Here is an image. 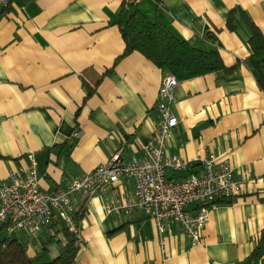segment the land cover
Here are the masks:
<instances>
[{
	"label": "crops",
	"instance_id": "1",
	"mask_svg": "<svg viewBox=\"0 0 264 264\" xmlns=\"http://www.w3.org/2000/svg\"><path fill=\"white\" fill-rule=\"evenodd\" d=\"M125 2L11 0L0 11V185L12 173L25 176L35 160L41 190L55 193L119 149L126 158L141 155L165 74L140 53L123 56L121 28L131 12ZM135 7L192 46L219 50L228 67L237 65L231 74L181 81L179 125L166 153L197 164L169 170L170 178L201 173L214 155L234 168L242 190L211 207L195 246L176 223L162 244L144 213L118 216L105 209L108 195L76 196L75 207L85 211L76 264H250L258 246L256 264H264V92L247 61L251 30L240 12L264 34V0H143ZM233 9L240 11L230 29ZM120 187L133 192V180ZM47 230L18 236L33 240ZM29 254L36 255L32 246Z\"/></svg>",
	"mask_w": 264,
	"mask_h": 264
},
{
	"label": "built area",
	"instance_id": "2",
	"mask_svg": "<svg viewBox=\"0 0 264 264\" xmlns=\"http://www.w3.org/2000/svg\"><path fill=\"white\" fill-rule=\"evenodd\" d=\"M141 1L126 0V4L131 6ZM10 2L0 0V11L7 9ZM169 75L162 80L153 135L142 145L141 155L126 158L124 149H119L106 163L78 176L66 189L55 193L41 190L38 165L31 160L25 176L12 173L0 185V228L4 227L8 234L37 235L56 213L71 232L77 233L73 198L108 195L105 209L109 213L118 216L144 213L154 222L162 244V236L170 223L178 224L193 246L200 244L211 207L240 195L242 188L234 168L218 162L214 155L204 160L201 173L182 180L168 177L169 170L183 172L193 165L166 153L167 144L179 125L174 105L181 83L176 76ZM125 180H133V192L121 189ZM192 206H197L198 211H190L188 208Z\"/></svg>",
	"mask_w": 264,
	"mask_h": 264
},
{
	"label": "trees",
	"instance_id": "3",
	"mask_svg": "<svg viewBox=\"0 0 264 264\" xmlns=\"http://www.w3.org/2000/svg\"><path fill=\"white\" fill-rule=\"evenodd\" d=\"M135 6H129V10H131L129 18L126 25L121 28L122 37L126 45L123 56L136 52L140 53L164 74H172L180 81L207 74L222 73L227 75L237 68V65L228 67L219 50L207 51L192 46L176 36L159 19L150 18L146 12ZM238 11L240 10L233 9L230 11L228 17L230 29L234 28V18ZM240 12L251 30L249 41L250 55L247 61L256 75L259 88L264 92V34L244 12ZM193 165L196 166L197 164ZM186 178L188 177L184 179ZM262 200L264 201V198ZM84 215L85 211L83 208H76L73 217L78 232L73 233L64 221L54 213L50 222L42 229L43 231L48 227L49 241L45 245L43 242L41 244L44 246L42 253H50L48 245L50 242H54L57 245L58 255L52 261L43 262L42 264H76L83 247L79 227ZM20 234L26 235L28 233L8 234L4 227L0 228V264H35L38 261L37 254L34 257L29 254V247L37 245V239L30 240L29 235H27L26 240L20 236L18 237L19 239L14 237ZM263 241L264 238L259 245ZM42 253L38 255L41 257ZM259 254L260 247L258 246L247 259V262L256 264Z\"/></svg>",
	"mask_w": 264,
	"mask_h": 264
},
{
	"label": "rangeland",
	"instance_id": "4",
	"mask_svg": "<svg viewBox=\"0 0 264 264\" xmlns=\"http://www.w3.org/2000/svg\"><path fill=\"white\" fill-rule=\"evenodd\" d=\"M142 2V1H141ZM140 2V3H141ZM126 3V2H125ZM139 4V3H138ZM138 4H136V5H138ZM139 9H141L142 11H144V12H146L147 14H148V16L150 17V18H153V16L151 15V14H149V12H147L146 10H143L142 8H140L139 7ZM128 18H129V16H128ZM167 76H170L169 74H165L164 75V77H167ZM163 77V78H164ZM163 80V79H162ZM175 97H176V95H175ZM49 232L47 231V232H45V233H43L42 235H41V237H36L37 238V245H33L32 246V248L33 249H35V252H36V254H37V259H38V261L37 262H35V264H42L43 262L45 263V262H49V261H52L57 255H58V251H57V245L54 243V242H50V244L48 245V248H49V250H50V253H42V248L44 247L43 246V244H41L42 242L44 243V245H45V243L46 242H48L49 241V234H48ZM14 237H16V238H18L19 236L18 235H16V236H14ZM13 237V238H14ZM40 248V250H38L37 248ZM40 253H42V256L40 257V255H38V254H40Z\"/></svg>",
	"mask_w": 264,
	"mask_h": 264
}]
</instances>
